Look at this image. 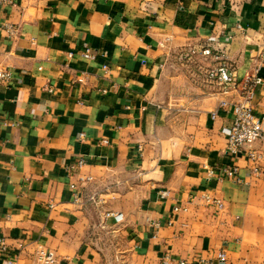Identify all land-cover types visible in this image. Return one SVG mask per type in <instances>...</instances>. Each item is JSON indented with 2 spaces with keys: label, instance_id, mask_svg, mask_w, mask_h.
I'll return each mask as SVG.
<instances>
[{
  "label": "crops",
  "instance_id": "1",
  "mask_svg": "<svg viewBox=\"0 0 264 264\" xmlns=\"http://www.w3.org/2000/svg\"><path fill=\"white\" fill-rule=\"evenodd\" d=\"M263 52L264 0L1 1L0 236L19 264L39 247L61 264H264V139L227 150L219 103L240 93L210 74L226 63L242 78ZM253 103L264 113L262 89ZM227 165L243 181L209 172ZM79 175L93 179L76 198Z\"/></svg>",
  "mask_w": 264,
  "mask_h": 264
},
{
  "label": "built area",
  "instance_id": "2",
  "mask_svg": "<svg viewBox=\"0 0 264 264\" xmlns=\"http://www.w3.org/2000/svg\"><path fill=\"white\" fill-rule=\"evenodd\" d=\"M3 0H0V2ZM12 34L15 33V28L10 27ZM205 54H210V49H205L203 51ZM80 53L86 58H95L96 55L91 52V50L84 49ZM71 52L69 56H73ZM264 61V52L262 53L259 62L257 63L254 71L247 74L242 78H238L230 66L223 63L221 66L211 71L212 78H215L222 88L223 93H228L236 89L240 93L239 99H221L219 107L223 109H229L232 113V120L229 126L223 128V133L227 137V150L230 153H239L246 146H251L255 141L264 139V113L257 112L254 105V97L257 89H262L264 91V75L260 73L261 64ZM103 68L108 71V65L104 64ZM12 72L7 68L0 69V84L9 82L12 79ZM84 74H79L75 81L76 83L84 82ZM101 93L105 94L108 89H100ZM215 117L216 111L212 112ZM84 133L81 134V137ZM103 143H108L107 139H103ZM249 160L252 162L251 170L253 177H260L263 170L260 164V160L263 155L261 151L257 149H250L248 151ZM86 164V158L80 157L74 164L69 166L70 170H76L81 168ZM211 174L218 175L219 179L229 178L237 182L243 181L239 176L238 166H221L216 171L209 169ZM93 179L92 176L79 175L76 182H71L70 187L76 194V198L79 197V184L86 183ZM169 191H163L162 195L167 196ZM203 199L209 204L213 205L217 209H222L224 207L223 201L211 194L202 195ZM53 207V204L50 205ZM180 209L186 210V207L175 206L174 210L179 211ZM105 217H112L115 221H120L123 218L121 212L107 211L105 212ZM9 244L4 236H0V256L5 261V264H19L18 255H13L9 250ZM218 259L221 261L226 260L227 252L221 250L217 254ZM174 262L172 255L166 253L163 256L162 264H171ZM178 264H210L203 258L199 259H180L177 261ZM31 264H61V259L56 251L52 249H46L44 247L37 248L32 257Z\"/></svg>",
  "mask_w": 264,
  "mask_h": 264
}]
</instances>
